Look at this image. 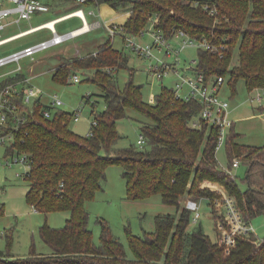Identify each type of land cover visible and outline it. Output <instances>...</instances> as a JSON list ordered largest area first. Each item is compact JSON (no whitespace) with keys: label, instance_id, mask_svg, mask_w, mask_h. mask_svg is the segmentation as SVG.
<instances>
[{"label":"trees","instance_id":"1","mask_svg":"<svg viewBox=\"0 0 264 264\" xmlns=\"http://www.w3.org/2000/svg\"><path fill=\"white\" fill-rule=\"evenodd\" d=\"M103 1L129 10L123 29L132 35H139L157 19L155 27L167 37L182 29L192 38H206L217 49H200L196 70L208 78L228 77L233 90L240 79L250 91L264 89V0H99L97 5ZM74 6L63 14L79 7ZM236 50L239 60L231 67ZM129 62L126 53L117 50L109 38L93 53L62 58L53 70L52 78L57 82H65L76 69L96 70L98 78L89 79L102 89L100 96L106 108L93 111L94 123L87 136L71 130V112L59 110L52 118H45L44 103L37 101L32 109L28 108L26 119L15 132L14 145L8 149L24 151L31 158V170L25 177L30 184L26 199L36 211H69L71 215L64 226L52 227L47 222L40 226L41 237L51 253L40 255L34 248L25 258L10 259V252L0 250V264H264V239L257 243L255 234L238 236L227 253L225 245L212 240L202 226L189 231L192 211L181 205L184 196L192 193L193 199L203 198L211 206L221 195L203 185L217 183L235 198L247 222L264 214V145L237 142L239 134L232 127L226 142L230 168L221 167L215 148L218 126L206 122L199 128L192 126L201 104L178 99L174 89L163 86L155 105H149L143 98V86L134 83L133 70L121 90L115 71L127 68ZM22 77L20 73L6 81ZM90 99L88 96L87 101ZM128 108L151 120L141 126V135L146 137L143 148L116 147L121 138L117 120L127 115ZM238 156H244L245 162H240L248 166L244 189L237 175L231 173ZM113 164L123 168L129 200L159 194L165 203L178 209L175 214L158 215L155 230L145 231L143 236L128 231L132 258L106 223L102 222L101 246L93 242L88 226L86 203L104 190L106 171ZM2 214L3 208L0 217ZM13 232L11 229L5 236L12 239ZM168 243L170 251L165 252Z\"/></svg>","mask_w":264,"mask_h":264},{"label":"rangeland","instance_id":"2","mask_svg":"<svg viewBox=\"0 0 264 264\" xmlns=\"http://www.w3.org/2000/svg\"><path fill=\"white\" fill-rule=\"evenodd\" d=\"M51 1V0H49ZM99 6L93 5L85 9V15L90 23L101 21V27L94 28L91 32L79 35V37L69 39L63 44L49 47L47 50L36 52L33 57H24L19 62H10L5 66L0 67V84L5 81L8 76L24 74L29 83L25 86H33L39 88L42 95V102L45 105L51 104L56 97L62 101V105L57 107L55 111L63 110L71 113L79 112V119L70 120V128L80 136H87L92 129L94 123L93 111L97 112L106 108L105 101L100 94L103 93L98 83L90 80V77L98 78L96 70L76 69L71 71L68 79L65 82H57L52 78V72L57 67L62 58H80L89 53H93L99 48V45L107 41L109 38L113 40V46L128 56L129 66L120 71H115L119 78V88L122 90L131 78L130 71L133 70L134 83L143 86V98L149 105H155L156 97L161 93L162 87L167 86L172 88L176 81H179L180 76L170 71V74L165 76L164 80H159L147 72L149 62L139 57L131 47L125 45V36H132L137 43H151L153 38L148 29H151V22L147 24L144 35H132L126 30L117 36L111 35L107 29V25L114 24L124 26L129 10L112 7L106 2H100ZM74 2L71 0H54L52 10L48 12H37L33 14L31 19L22 20L18 24L9 26L4 32V36H10L19 33L21 30L29 29L33 26L46 23L50 19L63 14L69 8H73ZM76 8V7H75ZM89 10L95 14L89 15ZM130 15V12H128ZM82 25V20L78 17L63 20L56 25L59 33L64 34L70 30L79 28ZM52 36L48 29H40L34 33L19 37L14 41L5 43L0 46V58L18 52L24 47L33 46L34 44L47 40ZM174 48L179 52H173L170 56H166L165 52L155 50L153 63H158L161 59L167 63L178 64V67H185L193 59H197L198 50L192 46L183 47L184 43L180 39L172 41ZM158 58V59H157ZM239 60L237 50L234 54V59L231 62V67ZM22 67L18 71L19 67ZM106 69V71H110ZM77 74L80 77V82H74L72 76ZM102 79V76L99 78ZM236 90L230 86L228 77L224 82L221 96L231 103L229 117L235 121L232 125L235 132L239 135L237 142L246 146L264 145V99L262 104L251 98L257 93L256 90H249L245 81L240 79L236 83ZM90 96V101L87 97ZM94 104V105H93ZM29 105H32L30 103ZM155 114L157 110L153 109ZM144 122H151L143 113L128 108L127 115L117 120L118 132L121 138L116 143V147L128 148L130 145L139 147L138 140L142 136L141 126ZM232 127H227V132H230ZM9 142L5 145H0V158L5 161L6 152ZM239 159L245 162L244 156H238ZM217 160L223 168H230L231 162L227 154L225 144L221 146L217 153ZM25 169L13 164L12 166H0V206H3V214L0 217V229L4 232L14 230L13 238L8 239L7 236H0V250L10 252L12 259L25 258L31 255L35 248L36 253H51V248L45 244L40 234V226L47 222L52 227L64 226L66 220L70 217L69 211H55L44 213L36 211L26 199V194L30 188L27 180L19 175ZM248 166L246 163H241L239 167L231 169L232 174H236L239 180V185L242 189L247 186L246 173ZM122 166L113 164L106 171V178L103 180L104 190L97 194V198L86 203L87 210L90 214L88 226L93 232V242L97 246H101V234L103 231L102 222L110 227L111 234L122 242L124 250L128 258H132L133 252L130 247L128 231L137 236H143L145 231L155 230V218L161 213H177L176 206L165 203L162 200V195L155 194L143 200H129L127 195L126 181L122 177ZM217 184V183H211ZM206 187V186H205ZM210 189V188H209ZM227 192L226 188L219 187V191ZM226 190V191H225ZM217 191V190H216ZM219 191L217 193H219ZM229 193V192H228ZM217 196L212 201L210 206L207 200L198 199L200 203L201 217L197 222L191 219L189 231L191 232L196 227L202 226L205 234L215 242L220 241L217 235L216 225L218 216L222 211V206L218 208L216 202L222 199ZM195 197L194 194H187L182 199L181 205L184 206L186 201ZM193 197V198H194ZM2 213V212H1ZM193 213V212H192ZM256 236L264 239V214L257 215L251 219ZM11 240V246L9 241ZM221 243V242H220ZM170 251V243L165 247V252Z\"/></svg>","mask_w":264,"mask_h":264},{"label":"built area","instance_id":"3","mask_svg":"<svg viewBox=\"0 0 264 264\" xmlns=\"http://www.w3.org/2000/svg\"><path fill=\"white\" fill-rule=\"evenodd\" d=\"M54 0H0V43H8L19 39V37L34 33V31L40 29H48L51 31L52 36L47 39L40 41L33 46H27L19 50L18 52L0 58V67L5 66L10 62H19L24 57H33L36 52L47 50L51 46L63 44L65 41L79 37V35L91 32L94 28L101 27V21L90 23L85 15V9L93 5H97L99 0H71L78 7V9L63 14L61 17H56L53 20L56 21V25L63 20L79 17L82 20V25L79 28L65 32L64 34L59 33L54 27H44V23L33 26L26 30H21L19 33L4 36L6 29L13 25L18 24L22 20L31 19L33 14L37 12H48L52 10ZM99 6V5H97ZM82 11V14H79ZM89 15H94V11L89 10ZM157 19H153L151 22V34L153 41L151 43L143 44L142 42L137 43L132 36H125V45L132 48V50L144 60L149 62L147 66V72L153 77H157L159 80H164L165 76L174 72L180 76L179 81H176L172 87L175 91V95L178 99L183 100H196L201 104V111L192 121V126L199 128L202 122L208 123V125L218 126V143L216 145V152L221 148L223 144L229 138L230 132H227V127H232L235 121L229 117L231 103L221 96V91L226 81L225 76H216L208 78L205 73L196 70L197 59H193L190 64L185 67H178V64L167 63L161 59H158V63L154 64V52L159 50L165 52L166 56H170L173 52H179L175 49L172 41L180 39L185 46H192L200 49H206L214 51L217 49L211 42L206 38H192L185 30H176L171 36L167 37L161 30L155 27ZM108 31L114 37L124 32L123 26L120 25H107ZM145 28L139 33V35L145 34ZM10 39V40H9ZM0 44V46L4 45ZM22 67L18 68L20 71ZM11 76H8L9 78ZM5 79V81L7 80ZM74 82H80V77L77 74L72 76ZM0 84V145H5L9 142V147H12L15 142V132L18 131L24 120L26 119V112L28 108L32 109L35 103L42 102L43 93L39 88L33 86H25L29 83L30 79L22 77L20 80L6 81ZM257 91L252 100L258 101L262 104L264 99V89L255 88ZM32 103V105H29ZM62 105V101L58 98H54L51 104L44 105L42 114L45 118H52L57 112L55 109ZM79 112L69 115V118L78 120ZM146 144V137L142 134L138 140L140 148ZM6 152L5 161L0 158V166H12L16 164L21 169H25L23 173L19 174L22 177L27 176V173L31 170V158L26 152H20L14 149L12 152ZM233 168L241 165L240 159L235 157L233 160ZM204 184L203 186H205ZM210 188L214 192H218L219 189ZM217 190V191H216ZM222 199L216 202V206L219 208L222 206V211L217 220L216 230L218 238L221 244L225 245V250L228 253L232 247L236 245L238 236H250L255 234V230L252 222H247L243 217L240 208L236 204V200L228 192L219 191ZM203 200V199H201ZM185 206L187 209H191L192 220L197 222L201 217L200 203L198 200L190 198L186 201ZM34 208V207H33ZM2 207L0 206V210ZM6 231L0 229V236H5ZM257 237V236H256ZM263 239L257 237L256 242L261 243Z\"/></svg>","mask_w":264,"mask_h":264},{"label":"bare ground","instance_id":"4","mask_svg":"<svg viewBox=\"0 0 264 264\" xmlns=\"http://www.w3.org/2000/svg\"><path fill=\"white\" fill-rule=\"evenodd\" d=\"M83 12L82 11H79V14H82ZM56 21L55 20H53V19H51V20H49L48 22H46V23H44V27H47V28H49V27H54V26H56ZM10 40V39H9ZM4 42H6V41H4ZM4 42H1L0 44H4Z\"/></svg>","mask_w":264,"mask_h":264},{"label":"crops","instance_id":"5","mask_svg":"<svg viewBox=\"0 0 264 264\" xmlns=\"http://www.w3.org/2000/svg\"><path fill=\"white\" fill-rule=\"evenodd\" d=\"M127 15H128V17L130 16L129 14H128V12H127ZM54 19V18H53ZM128 19V18H127ZM51 20V19H50ZM40 25V24H39ZM37 26V25H36ZM56 68V67H55ZM54 68V69H55ZM53 69V70H54ZM24 77H26L25 75H24ZM235 124V123H234ZM206 185V187H213L214 189H216L215 187H217V189H219V187H224V186H222L221 184H209V183H205ZM224 189H225V187H224ZM226 191V190H225ZM2 208H3V206H1Z\"/></svg>","mask_w":264,"mask_h":264},{"label":"water","instance_id":"6","mask_svg":"<svg viewBox=\"0 0 264 264\" xmlns=\"http://www.w3.org/2000/svg\"><path fill=\"white\" fill-rule=\"evenodd\" d=\"M246 177H248V175H246Z\"/></svg>","mask_w":264,"mask_h":264}]
</instances>
